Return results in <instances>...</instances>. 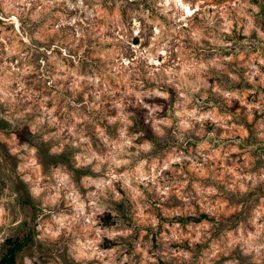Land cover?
Segmentation results:
<instances>
[{"label": "rangeland", "instance_id": "rangeland-1", "mask_svg": "<svg viewBox=\"0 0 264 264\" xmlns=\"http://www.w3.org/2000/svg\"><path fill=\"white\" fill-rule=\"evenodd\" d=\"M7 240L15 264H264V0H0Z\"/></svg>", "mask_w": 264, "mask_h": 264}, {"label": "trees", "instance_id": "trees-1", "mask_svg": "<svg viewBox=\"0 0 264 264\" xmlns=\"http://www.w3.org/2000/svg\"><path fill=\"white\" fill-rule=\"evenodd\" d=\"M205 219L204 216H200L198 219H195L196 222ZM26 240H7L6 241V251L3 256L0 258V264H15L16 254L20 252L26 244Z\"/></svg>", "mask_w": 264, "mask_h": 264}, {"label": "bare ground", "instance_id": "bare-ground-1", "mask_svg": "<svg viewBox=\"0 0 264 264\" xmlns=\"http://www.w3.org/2000/svg\"><path fill=\"white\" fill-rule=\"evenodd\" d=\"M179 1H181V0H179ZM185 9H186V12H188V13H189V11H190V10L188 9V7H186Z\"/></svg>", "mask_w": 264, "mask_h": 264}]
</instances>
